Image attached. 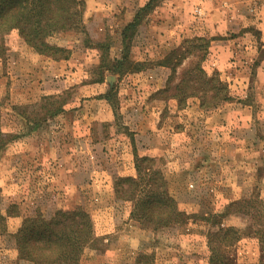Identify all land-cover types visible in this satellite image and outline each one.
<instances>
[{
    "label": "rangeland",
    "instance_id": "rangeland-1",
    "mask_svg": "<svg viewBox=\"0 0 264 264\" xmlns=\"http://www.w3.org/2000/svg\"><path fill=\"white\" fill-rule=\"evenodd\" d=\"M82 1L84 29L49 39L66 59L16 33L0 40V264H34L14 239L26 218L76 207L90 213L96 239L79 264H264L252 220L230 208L255 200L264 210V0ZM126 46L143 70L109 71ZM174 49L187 58L172 86L199 64L229 98L206 108L160 92ZM136 157L164 175L180 224L130 218L114 185L136 177ZM223 228L243 235L230 243Z\"/></svg>",
    "mask_w": 264,
    "mask_h": 264
},
{
    "label": "trees",
    "instance_id": "trees-1",
    "mask_svg": "<svg viewBox=\"0 0 264 264\" xmlns=\"http://www.w3.org/2000/svg\"><path fill=\"white\" fill-rule=\"evenodd\" d=\"M83 11L82 0H0V40L16 33L37 53L54 60L66 59L69 51L51 44L49 39L74 29H84ZM136 22L137 18L127 25V29L134 27ZM126 38L125 36L124 41ZM102 49L104 53H108L110 48L102 44ZM126 50L127 46L122 57L107 67L109 71L122 75L129 72L128 67L132 64L134 69L130 72L143 70L141 63H131L128 60ZM186 58L187 55L179 49L166 55V62L162 65L171 67L172 74L167 86L160 92L172 90L171 98L178 99L180 103L188 96H197L206 108L215 107L229 98L228 89L217 74H208L199 64L186 73V80L184 76L178 84L172 86L177 68ZM105 59L106 57L102 58L100 71L104 70ZM56 113L54 111L52 115ZM135 168L136 177H119L114 185L116 195L132 204L130 218L150 228L180 224L185 214L169 193L164 175L154 168L153 160L136 157ZM237 206H242L240 212L252 220V226L250 224L248 228L251 235L253 231V235L258 237L263 259L264 210L259 207V201L255 200L231 205L232 212L239 211ZM219 233H223L230 243H235L243 235L236 228H223ZM14 239L20 258L34 264H79L84 249L96 240L92 217L81 207L59 210L50 218L39 214L28 217L14 234Z\"/></svg>",
    "mask_w": 264,
    "mask_h": 264
}]
</instances>
